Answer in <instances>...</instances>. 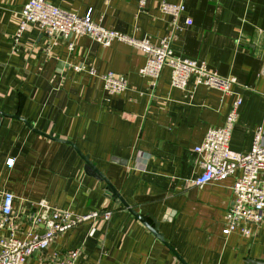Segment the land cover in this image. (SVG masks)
<instances>
[{
    "label": "crops",
    "instance_id": "obj_1",
    "mask_svg": "<svg viewBox=\"0 0 264 264\" xmlns=\"http://www.w3.org/2000/svg\"><path fill=\"white\" fill-rule=\"evenodd\" d=\"M26 1L0 0V193L14 196V235L44 231L30 220L39 203L48 212L110 216L68 229L25 264H59L76 249L74 264H180L108 198L103 181L86 175L79 154L144 223H158L157 233L184 264L264 263V210L259 224L246 226L247 237L224 236L232 177L192 184L200 172L193 147L224 123L232 100L241 101L230 150L246 153L255 128L264 127V0H48L79 16L89 10L94 22L134 38L170 36L175 55L233 76L228 94L192 80L185 89L171 86L166 66L154 79L140 75L146 56L118 40L102 46L80 35L69 49L66 39L52 44L35 25L15 39ZM161 1L184 4L174 31ZM108 71L124 76L125 89L104 88ZM7 226L0 236L9 235Z\"/></svg>",
    "mask_w": 264,
    "mask_h": 264
},
{
    "label": "built area",
    "instance_id": "obj_2",
    "mask_svg": "<svg viewBox=\"0 0 264 264\" xmlns=\"http://www.w3.org/2000/svg\"><path fill=\"white\" fill-rule=\"evenodd\" d=\"M143 2L144 0H139V6H142ZM158 9L168 16L171 30H176L177 19L184 10L182 1L178 3L161 1ZM19 18L15 39L29 25H35L52 44L56 42L57 37L66 39L69 49L74 45L72 38L80 35L88 36L102 46L118 40L146 56L145 63L138 70L140 75L154 79L158 76L159 70L166 66L169 68L170 85L180 89H185L187 82L192 80L193 85L202 84L216 88L222 94H228L231 84L236 82L233 76H220L201 61L175 55L170 47V36L158 37L153 41L148 35L134 38L94 22L89 10L79 16L73 11L51 4L48 0H27ZM101 80L104 88L110 93L122 91L126 87L124 76H115L109 71L101 75ZM240 101L239 97L232 100L224 123L219 127L208 128L200 143L193 147V151L198 155L200 172L192 180V184L201 187L232 177L230 186L232 201L225 213L221 233L227 236L232 232H238L247 237L249 230L246 226L257 225L263 218L264 127L255 128L246 153L234 152L228 148L230 130L236 120ZM5 164L12 166L13 158H8ZM13 201L14 196L11 193H0V230L8 225L10 232L7 236H0V264H25L32 252L44 251L56 236L68 229L97 218L107 222L110 216L109 210L91 212L83 216L59 209L48 212L49 207L45 203H39L41 211L35 212L30 220L33 229L41 225L44 231L38 233L34 230L20 240L14 235L15 226L10 218L13 213ZM241 224L243 226L240 227ZM79 255V249L69 251L65 258L59 259V264H74ZM54 263L56 264V262L51 264Z\"/></svg>",
    "mask_w": 264,
    "mask_h": 264
},
{
    "label": "water",
    "instance_id": "obj_3",
    "mask_svg": "<svg viewBox=\"0 0 264 264\" xmlns=\"http://www.w3.org/2000/svg\"><path fill=\"white\" fill-rule=\"evenodd\" d=\"M261 72H264V62H263ZM79 156L82 158V160L84 162L83 169H84V172L86 173V175H89V176H91V177H93L99 181H103L105 183L104 191H105L106 195L108 196V198L112 197V199L114 201L119 202L122 205V207L125 208L134 218H136L142 225L147 227L148 230L152 233V235L158 241H160L162 244H164L167 247V249L174 255V257L177 259V261H179L180 264H184V262L181 261V259L175 254V252L164 242L162 235L157 233L158 223L154 220H151L152 225H150V226L147 225L146 223H144V221L124 203V201L121 199V197L109 185V183L98 172V170H96V168L91 164V162H89L87 160L86 156H83L81 154H79ZM245 264H264V263L258 262V261L247 260V261H245Z\"/></svg>",
    "mask_w": 264,
    "mask_h": 264
}]
</instances>
